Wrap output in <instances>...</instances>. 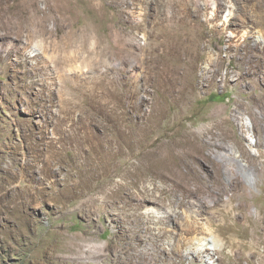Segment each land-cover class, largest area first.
<instances>
[{
	"label": "rangeland",
	"instance_id": "374dc122",
	"mask_svg": "<svg viewBox=\"0 0 264 264\" xmlns=\"http://www.w3.org/2000/svg\"><path fill=\"white\" fill-rule=\"evenodd\" d=\"M160 224L159 264H264V0H0V264L135 263Z\"/></svg>",
	"mask_w": 264,
	"mask_h": 264
},
{
	"label": "bare ground",
	"instance_id": "6f19581e",
	"mask_svg": "<svg viewBox=\"0 0 264 264\" xmlns=\"http://www.w3.org/2000/svg\"><path fill=\"white\" fill-rule=\"evenodd\" d=\"M162 117L163 116L160 115V114H156V116H155V114H150V116L148 117L147 121L150 123V122H153L155 120L161 119ZM217 126L219 127V124ZM140 127H141V123L137 124V125H134L133 128H130L128 130L126 128L123 131V135L125 136L124 140H127L128 138H130V136H132V135L136 134L137 132H139ZM213 135H216V134L214 133ZM213 135L211 136V138L207 137L206 139H203L200 145L198 144V141L195 138L181 139L177 144H180V145H183V146H186V147L189 148V150H187L185 152L187 155L193 156V157H201L200 156V148L201 147L204 148V146H210L211 149L221 148L220 145H216L215 143H209L212 140ZM219 136H223L224 138L230 137L227 134V132H225L224 130H221ZM238 143H240V141H238ZM170 144H171V141H170ZM240 153L243 154L242 152H240ZM168 171H170L173 174V167L171 166V168H169ZM213 172L215 174V177L217 178L218 175H219L218 172L216 170H214V169H213ZM173 180L175 181V183L181 181L180 178H176V177L173 178ZM180 206H185V201L184 200H180L178 202V207H180ZM147 212H148L147 218L148 219H153L154 217H153L152 213L154 212V210L153 209H149V210H147ZM180 215H182V217ZM227 215H228V213L225 212L224 216H227ZM179 218H181V221H179ZM170 219H172L176 224L177 223L181 224L188 233H193V232L197 233V232H199L198 230H199L200 226H199V221L197 220V217L190 215L186 209L183 212H181V214L179 212H177V213H170L169 212L164 218H160L157 222L158 223L161 222L163 224H167V222ZM222 220L224 222L225 227L228 230H230V231L234 230L235 225L234 224H229L227 222V217L222 218ZM163 224H160V226L158 227L159 231L157 233L152 231V229H154V228L151 227V226L140 227L136 231L135 235L132 238V240H135L137 242V244L144 243L147 239H150L153 242L152 243L153 252H151V253L147 252L146 254H143L142 256H137V259H136L135 263H132L131 262L132 260L130 259V254H129L130 247L127 246L126 247V251H124V253L119 254V255H115L116 262L118 264H142V263L143 264H159V263H162L164 261V257L162 255L164 253H166L167 250L165 248L158 247L157 244H159V242L164 237H166L168 233L171 232V230L169 228L165 227V225H163ZM209 224H211V222ZM234 232L235 231H233V234H234ZM247 236L248 235L246 234V232L243 229L240 232V234H237V235L234 234V237H236L237 239H235V238L233 239V237L227 236L226 240L223 243V245H224V247H230V248L233 249V248H235L236 243H237V244L240 245V247H244V246H246L248 244V241L246 239ZM110 247H111L110 244H107L106 258L108 260H106V261L109 262V263L111 262V260L109 258L112 256ZM224 247L222 246V248L220 250L215 249L216 252L219 254L218 259H224V256H223ZM171 251H172V254H178V255H182L183 256L178 244H175L174 248ZM205 251H207V253H208L209 249L206 248ZM192 253L196 254L197 256H200V252H196V251L193 252L192 251ZM175 263H176V261H172V262L170 261L168 264H175Z\"/></svg>",
	"mask_w": 264,
	"mask_h": 264
}]
</instances>
